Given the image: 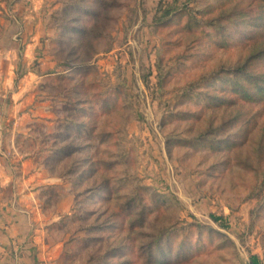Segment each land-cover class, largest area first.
Returning <instances> with one entry per match:
<instances>
[{
    "label": "rangeland",
    "instance_id": "obj_1",
    "mask_svg": "<svg viewBox=\"0 0 264 264\" xmlns=\"http://www.w3.org/2000/svg\"><path fill=\"white\" fill-rule=\"evenodd\" d=\"M4 103L56 264H264V0H0Z\"/></svg>",
    "mask_w": 264,
    "mask_h": 264
},
{
    "label": "crops",
    "instance_id": "obj_2",
    "mask_svg": "<svg viewBox=\"0 0 264 264\" xmlns=\"http://www.w3.org/2000/svg\"><path fill=\"white\" fill-rule=\"evenodd\" d=\"M5 107L0 105V264H56L61 244L49 241L47 225L60 216L42 210L36 189L58 179L35 158L12 151L16 122L10 125L12 118L2 115Z\"/></svg>",
    "mask_w": 264,
    "mask_h": 264
},
{
    "label": "trees",
    "instance_id": "obj_3",
    "mask_svg": "<svg viewBox=\"0 0 264 264\" xmlns=\"http://www.w3.org/2000/svg\"><path fill=\"white\" fill-rule=\"evenodd\" d=\"M120 210H123L126 216H130L133 212L136 214V218L134 220H130L128 224L129 229H133L137 227V223H140L139 226L144 225L147 220V216L150 214L149 205L145 201L144 197L141 195V192H134L132 195L128 197V200L122 204ZM135 210V211H134ZM215 221H218L220 217L217 215H212ZM173 229V228H170ZM170 230L165 229L160 233V235H156V238L149 246L144 250L146 253V258L149 260V263L155 261V257L158 254H164L165 247L167 246V238L169 237ZM172 250L174 251V247L171 246ZM187 253L188 251L185 250ZM179 252L177 251V257ZM171 256L176 257V255L172 254ZM170 256V257H171ZM253 264H258V257L252 256L251 261Z\"/></svg>",
    "mask_w": 264,
    "mask_h": 264
},
{
    "label": "water",
    "instance_id": "obj_4",
    "mask_svg": "<svg viewBox=\"0 0 264 264\" xmlns=\"http://www.w3.org/2000/svg\"><path fill=\"white\" fill-rule=\"evenodd\" d=\"M249 264H253L252 262H249Z\"/></svg>",
    "mask_w": 264,
    "mask_h": 264
}]
</instances>
